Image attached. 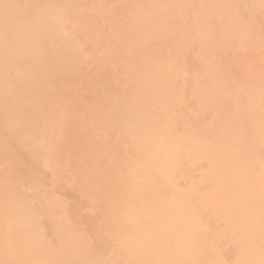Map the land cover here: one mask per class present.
Returning <instances> with one entry per match:
<instances>
[{"label": "bare ground", "instance_id": "1", "mask_svg": "<svg viewBox=\"0 0 264 264\" xmlns=\"http://www.w3.org/2000/svg\"><path fill=\"white\" fill-rule=\"evenodd\" d=\"M0 264H264V0H0Z\"/></svg>", "mask_w": 264, "mask_h": 264}]
</instances>
